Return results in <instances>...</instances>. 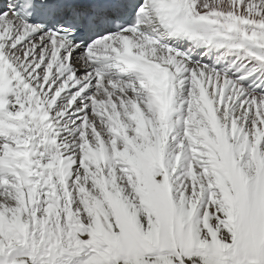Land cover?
<instances>
[{"label":"snow or ice","instance_id":"obj_1","mask_svg":"<svg viewBox=\"0 0 264 264\" xmlns=\"http://www.w3.org/2000/svg\"><path fill=\"white\" fill-rule=\"evenodd\" d=\"M0 264H264V0H0Z\"/></svg>","mask_w":264,"mask_h":264}]
</instances>
